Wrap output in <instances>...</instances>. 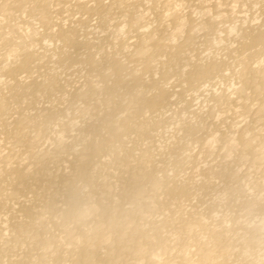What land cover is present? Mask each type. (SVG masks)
<instances>
[{"label": "bare ground", "instance_id": "bare-ground-1", "mask_svg": "<svg viewBox=\"0 0 264 264\" xmlns=\"http://www.w3.org/2000/svg\"><path fill=\"white\" fill-rule=\"evenodd\" d=\"M0 264H264V0H0Z\"/></svg>", "mask_w": 264, "mask_h": 264}]
</instances>
